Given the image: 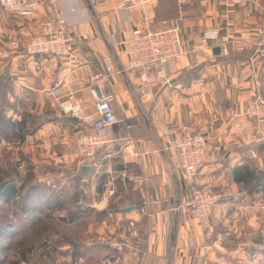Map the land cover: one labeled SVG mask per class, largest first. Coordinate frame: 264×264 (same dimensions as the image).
I'll return each mask as SVG.
<instances>
[{
    "label": "crops",
    "instance_id": "crops-1",
    "mask_svg": "<svg viewBox=\"0 0 264 264\" xmlns=\"http://www.w3.org/2000/svg\"><path fill=\"white\" fill-rule=\"evenodd\" d=\"M57 10L66 12L76 36L73 55L27 52L25 43L42 17ZM0 16V80L12 104L4 112L40 118L22 141L7 144L15 143L22 170L31 167L32 180L54 185L63 200L60 207L42 205V212L31 213L39 224L50 222V237L57 239L50 249L47 237L34 240L21 264H264V189L249 193L235 178L237 168L264 170V112L245 114L250 100L264 96V56L236 48L238 40H264V0H38L31 15L0 9ZM172 25L193 51L172 63L170 84L147 82L139 70L117 72L132 49L131 26ZM208 31H216L217 39H204ZM222 40L228 41L227 54L214 53ZM99 73L113 93L118 121L109 132L112 143L83 161L76 137L88 129L87 118L64 114L59 100L72 92L91 113L90 85L100 82L94 78ZM56 86L57 100L47 94ZM188 123L210 137L195 182L222 195L201 220L177 208L189 184L176 153L163 149L167 131ZM139 174L142 183L129 178ZM106 184L113 194L100 203ZM101 233L115 234L123 246L91 240Z\"/></svg>",
    "mask_w": 264,
    "mask_h": 264
},
{
    "label": "built area",
    "instance_id": "built-area-1",
    "mask_svg": "<svg viewBox=\"0 0 264 264\" xmlns=\"http://www.w3.org/2000/svg\"><path fill=\"white\" fill-rule=\"evenodd\" d=\"M52 2V0H42ZM38 0H0V9L31 15L36 12ZM40 22L39 28L31 34L25 49L31 54L54 55L69 58L73 55L77 40L75 34L68 28L66 12L57 10L54 15H45ZM2 25L0 16V26ZM114 32H120L121 28L112 26ZM216 31H208L204 39H217ZM132 49L125 65L117 72L140 71L144 79L149 82L156 78L158 82L170 84L175 69L172 63L182 58L189 57L193 48L182 40L178 25L170 27L160 26H131L130 38ZM125 41H119L123 43ZM12 46H17L15 40L10 41ZM219 47L227 54L228 41L219 42ZM236 48L239 50L254 49L253 54L264 56V40L256 43L246 39L238 40ZM94 78L100 82L90 85L92 96L91 113L86 114L79 99H75L72 92L67 98L59 100V107L64 114L74 117L87 118L88 129L80 132L76 137L77 154L81 160H88L94 156L97 150L112 143L113 139L109 132L111 127L118 121L114 113L111 100L113 93L104 86L105 76L101 73ZM47 94L57 100L60 97V89L52 87ZM264 112V96L256 95L245 107V114L250 117L259 116ZM167 140L163 149L173 150L176 153L178 166L189 184V195L178 205V209L188 216L199 220L207 218L212 212L213 206L220 200L221 193L209 186H200L195 182V176L205 160L209 134L193 124H185L180 128L167 131ZM136 183H142V175L130 176ZM106 184L98 197L100 203L107 201L113 194V189ZM136 227L131 222L129 231L133 234ZM100 242L120 249L123 242L113 237H101Z\"/></svg>",
    "mask_w": 264,
    "mask_h": 264
},
{
    "label": "trees",
    "instance_id": "trees-1",
    "mask_svg": "<svg viewBox=\"0 0 264 264\" xmlns=\"http://www.w3.org/2000/svg\"><path fill=\"white\" fill-rule=\"evenodd\" d=\"M0 79L3 78L0 77ZM6 89V82L0 80V140L22 141L26 134L31 133L37 127L40 118L27 112L22 113L20 119L7 116L4 108L12 107V104L3 96ZM27 121L30 122L32 128L27 127ZM24 173L19 184L12 183L14 177L10 175L0 179V212L3 213L8 207H12L11 217L0 221V264H21L22 260L27 259L28 253L34 247L32 242L44 237L46 229L51 226L50 222L49 224L43 223L44 225L39 224L38 218L31 213L40 212L42 205L48 209H54L63 203V200L59 201L57 198V188L54 185L32 180L31 167L25 168ZM235 178L246 185L249 193L256 189H264V170L256 172L247 166L243 169L237 168ZM47 193L49 195L45 197ZM4 203L8 204L7 208H4ZM29 221L31 225L35 224L33 229H28Z\"/></svg>",
    "mask_w": 264,
    "mask_h": 264
},
{
    "label": "rangeland",
    "instance_id": "rangeland-1",
    "mask_svg": "<svg viewBox=\"0 0 264 264\" xmlns=\"http://www.w3.org/2000/svg\"><path fill=\"white\" fill-rule=\"evenodd\" d=\"M16 149L17 148H16L15 143H14V145H11V144L9 145V144H7L6 141H4L2 139L0 140V179L5 178L6 175H10V176H13L14 178H17L18 180L21 179V181H22L23 176H21V175H22V171L25 169L22 170V167L20 166L21 164H19L20 163L19 158L21 156L17 152ZM21 181L18 182V184L21 183ZM51 203H52V201H51ZM66 203H67V206L69 207L70 202L64 201V204H66ZM11 208L12 207H8L5 211H3V213L0 212V221L5 220V218H9L8 216L12 214ZM46 230H47L46 231L47 233L44 234V236L49 239L48 241H50V245L48 248V249H50L52 247V245L54 244L55 239H57V238H55L54 236H53V238L50 237V235H53L52 234V228H50V226ZM66 234L71 235V232H68ZM57 236H58V238H60L61 236L63 237L64 235L62 233L61 234L57 233ZM104 236L110 237V238H113V237L117 238V236H115V234L101 233V234H98L95 237L91 238V240L95 241L97 243L103 244V245H107L105 243L100 242V240H99L101 237H104ZM117 240L120 241L121 239L118 237ZM115 249H117V248H115ZM40 250L36 251V253L39 252ZM47 253L50 254V251H48ZM26 262L31 264V262H29V261H26ZM50 264H54V263L52 262Z\"/></svg>",
    "mask_w": 264,
    "mask_h": 264
},
{
    "label": "water",
    "instance_id": "water-1",
    "mask_svg": "<svg viewBox=\"0 0 264 264\" xmlns=\"http://www.w3.org/2000/svg\"><path fill=\"white\" fill-rule=\"evenodd\" d=\"M92 3H95V0H92ZM213 50H214V53L218 54L220 52V47L219 46H215ZM86 169H88V165H85V164L82 165L81 172L85 173Z\"/></svg>",
    "mask_w": 264,
    "mask_h": 264
}]
</instances>
